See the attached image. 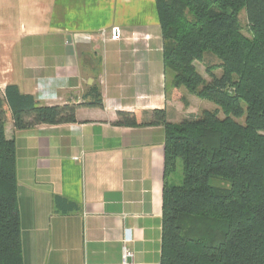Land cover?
<instances>
[{
    "label": "crops",
    "instance_id": "0c3cea01",
    "mask_svg": "<svg viewBox=\"0 0 264 264\" xmlns=\"http://www.w3.org/2000/svg\"><path fill=\"white\" fill-rule=\"evenodd\" d=\"M163 46L154 0H0V90L78 105L76 123L17 131L6 121L23 264H121L123 246L128 263L159 264L164 128L114 123L118 112L190 114L170 101ZM96 92L101 108L87 105Z\"/></svg>",
    "mask_w": 264,
    "mask_h": 264
},
{
    "label": "trees",
    "instance_id": "16d2710c",
    "mask_svg": "<svg viewBox=\"0 0 264 264\" xmlns=\"http://www.w3.org/2000/svg\"><path fill=\"white\" fill-rule=\"evenodd\" d=\"M154 3L174 88L216 107L179 123L168 122L165 110L151 111L146 123L134 113H117L115 126L161 125L165 131L159 264H264V0ZM240 9L250 37L241 32ZM205 53L219 60L218 75L206 69L208 81L194 66ZM94 96L87 105L101 108ZM77 107L40 105L14 85L0 90V264H23L16 150L4 129L8 116L22 131L76 123ZM178 162L182 180L171 185Z\"/></svg>",
    "mask_w": 264,
    "mask_h": 264
},
{
    "label": "rangeland",
    "instance_id": "374dc122",
    "mask_svg": "<svg viewBox=\"0 0 264 264\" xmlns=\"http://www.w3.org/2000/svg\"><path fill=\"white\" fill-rule=\"evenodd\" d=\"M238 20L240 23L242 34L246 37H250V33L248 30L249 29L248 23H247L246 14H245L244 9H240V11L238 13ZM37 41L39 42V40H37V39L32 40V44H35L36 46H38L40 48L41 46ZM43 46H44V43H43ZM40 51L42 52V50H40ZM30 54H31V51L26 50L25 56H30ZM218 64H219V60L214 55H212L210 53H205L203 55V58L201 61L194 62V66H195L196 70L198 71V73H200L202 75V77L206 81L209 80V75L206 72V69L209 68L212 70V72L214 74L218 75L220 73V70L217 69ZM167 81H168L167 90H168V95L170 97V101L172 102V106H176L175 103L177 100H179V103L182 104V106L185 108V110L186 111L189 110V112H190L189 115H185L184 117H198L200 115V113L203 111V109L208 108V109L213 110L216 108L214 106V104H212L211 102L200 99V98L190 94L184 87H180L179 88L180 91H174L173 92V88H174L173 73L170 71H168V73H167ZM175 92H179L180 94L179 93L176 94ZM177 98H179V99H177ZM190 104H191V106H189ZM219 116L222 117V114L220 113ZM237 121L239 123H243L244 118L237 119ZM145 122H146V119H144V123ZM181 180H182V165H181V162H178L176 171L169 176V182L171 185H177L178 183H181ZM213 182H214L215 186L223 187L226 185L225 183H222L219 181H213Z\"/></svg>",
    "mask_w": 264,
    "mask_h": 264
},
{
    "label": "built area",
    "instance_id": "2783aa9c",
    "mask_svg": "<svg viewBox=\"0 0 264 264\" xmlns=\"http://www.w3.org/2000/svg\"><path fill=\"white\" fill-rule=\"evenodd\" d=\"M121 39V33L118 28H113L110 32V40L113 42H118ZM132 252L126 247L123 246L122 249V262L121 264H130L128 263V259H132Z\"/></svg>",
    "mask_w": 264,
    "mask_h": 264
}]
</instances>
